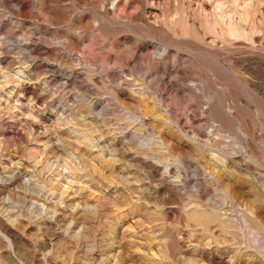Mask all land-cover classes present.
Here are the masks:
<instances>
[{
    "label": "rangeland",
    "instance_id": "rangeland-1",
    "mask_svg": "<svg viewBox=\"0 0 264 264\" xmlns=\"http://www.w3.org/2000/svg\"><path fill=\"white\" fill-rule=\"evenodd\" d=\"M0 264H264V0H0Z\"/></svg>",
    "mask_w": 264,
    "mask_h": 264
}]
</instances>
